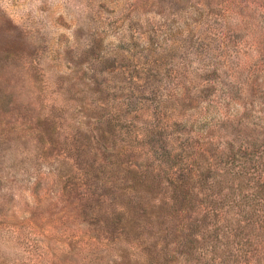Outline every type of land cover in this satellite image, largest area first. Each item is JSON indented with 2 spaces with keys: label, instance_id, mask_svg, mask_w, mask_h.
I'll use <instances>...</instances> for the list:
<instances>
[{
  "label": "rangeland",
  "instance_id": "1",
  "mask_svg": "<svg viewBox=\"0 0 264 264\" xmlns=\"http://www.w3.org/2000/svg\"><path fill=\"white\" fill-rule=\"evenodd\" d=\"M159 138L264 172V0H0V264H196L118 215Z\"/></svg>",
  "mask_w": 264,
  "mask_h": 264
},
{
  "label": "trees",
  "instance_id": "2",
  "mask_svg": "<svg viewBox=\"0 0 264 264\" xmlns=\"http://www.w3.org/2000/svg\"><path fill=\"white\" fill-rule=\"evenodd\" d=\"M147 146L156 162L150 169L130 171L127 179L132 183L123 188L125 201L119 202V217L170 225L166 252L187 258L197 254L191 259L196 264H209L217 256L233 263L234 246H241V258L250 259V248L264 242L263 169L236 186L230 176L234 173L233 155L227 157L230 167L219 168L212 160L196 161L192 155L185 160V150L174 154L175 147L162 138L150 139ZM238 178L245 179L242 175ZM247 181L251 183L247 185ZM152 232L150 229L149 234ZM145 233L146 229L135 234L140 237ZM172 244L176 246L173 251L168 249Z\"/></svg>",
  "mask_w": 264,
  "mask_h": 264
}]
</instances>
